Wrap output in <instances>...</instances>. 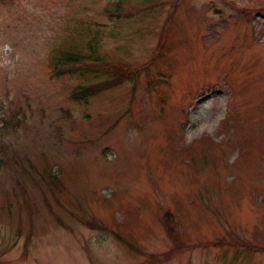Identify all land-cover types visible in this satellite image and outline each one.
I'll use <instances>...</instances> for the list:
<instances>
[{"label":"rangeland","instance_id":"rangeland-1","mask_svg":"<svg viewBox=\"0 0 264 264\" xmlns=\"http://www.w3.org/2000/svg\"><path fill=\"white\" fill-rule=\"evenodd\" d=\"M0 264H264V0H0Z\"/></svg>","mask_w":264,"mask_h":264},{"label":"trees","instance_id":"trees-1","mask_svg":"<svg viewBox=\"0 0 264 264\" xmlns=\"http://www.w3.org/2000/svg\"><path fill=\"white\" fill-rule=\"evenodd\" d=\"M85 60L86 58L84 59L83 57H77L76 55L65 53L62 59H60L58 63V68H59L58 75L68 73L71 71H78V70H86L93 72L103 71V69L98 65L86 63ZM119 67H124V66L112 65L109 68L113 77L111 81L96 85H91V86H80L78 88L79 92L75 93L73 97L78 100L89 98L111 87L118 86L122 84L126 79L131 78V76L128 78L126 75H124V72Z\"/></svg>","mask_w":264,"mask_h":264}]
</instances>
